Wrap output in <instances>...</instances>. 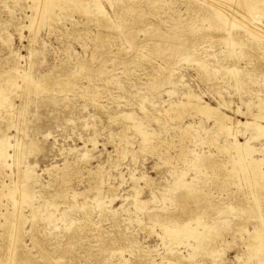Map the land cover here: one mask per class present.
Wrapping results in <instances>:
<instances>
[{
    "label": "rangeland",
    "instance_id": "374dc122",
    "mask_svg": "<svg viewBox=\"0 0 264 264\" xmlns=\"http://www.w3.org/2000/svg\"><path fill=\"white\" fill-rule=\"evenodd\" d=\"M98 1L0 0V264H264V0Z\"/></svg>",
    "mask_w": 264,
    "mask_h": 264
},
{
    "label": "bare ground",
    "instance_id": "6f19581e",
    "mask_svg": "<svg viewBox=\"0 0 264 264\" xmlns=\"http://www.w3.org/2000/svg\"><path fill=\"white\" fill-rule=\"evenodd\" d=\"M94 2H96V6H97V10L99 11V12H101V13H103L104 15L106 14V12L103 10V8H102V6H101V4H100V2L98 1V0H93ZM226 1H230L229 3H231V1H233V0H226ZM243 1V0H242ZM43 2H44V5L45 6H47L48 4H50L51 2H50V0H43ZM41 3H42V1H41ZM41 3H40V5H41ZM216 3H218L217 5L218 6H220L219 4H222V0H217L216 1ZM234 2H232V4H233ZM259 3H261L260 2V0H258V4ZM236 4H239V3H236ZM253 4V3H252ZM39 5V6H40ZM229 5V4H228ZM244 5V4H243ZM254 5V4H253ZM221 6H223V4L221 5ZM41 7V6H40ZM224 7V6H223ZM222 7V8H223ZM231 7V6H230ZM225 9H226V11H228L229 13H230V8H229V10H227L228 8L225 6ZM224 9V10H225ZM235 9V8H234ZM234 9H232V10H234ZM253 9V8H252ZM251 9V10H252ZM254 9H255V7H254ZM39 10H40V8H39ZM255 10H257V9H255ZM258 10H260L259 9V7H258ZM225 11V13H227ZM235 11V10H234ZM240 12V11H239ZM249 12V11H248ZM236 13H238V12H236ZM246 13V12H245ZM243 14V13H242ZM247 14V13H246ZM230 15V14H229ZM241 14L240 13H238V16H240ZM227 16H228V13H227ZM232 16H233V14H232ZM242 16V15H241ZM240 16V17H241ZM235 17H236V15H235ZM234 17V18H235ZM243 17V16H242ZM241 17V18H242ZM237 18V17H236ZM242 22V21H241ZM259 25H258V32L256 31V33H259V32H261V31H264V23L263 22H261V23H258ZM256 26V25H255ZM254 26V29H257V27H255ZM252 27V26H251ZM253 29V28H252ZM255 31H253V32H255ZM25 102V101H24ZM2 105V107H4L8 112H10L11 110H12V107H13V103H12V101L6 96V95H4V93H3V91H2V89H0V106ZM185 104L184 103H178V104H176V105H174L172 108L173 109H176V108H178V107H180V106H184ZM196 107H197V112L199 113H201V114H203V115H206V116H209V117H214L215 118V121H214V124H215V126H216V128H219V129H225L226 131H228L227 133H230V134H232V129L233 128H235V127H237V125L238 124H240L241 123V121L240 120H237V121H235V120H233L230 116H228L226 113H223V112H221V111H219L217 108H213V107H211L210 105H196ZM184 108V107H183ZM182 108V109H183ZM177 110H179V109H177ZM178 112V111H177ZM255 117H257L258 118V116H260V118H262L263 116H264V114L263 113H261L260 115L258 114L257 116L256 115H254ZM262 116V117H261ZM261 120V119H260ZM246 123V121L245 122H243L242 124H245ZM264 128V127H263ZM262 128V129H263ZM183 134H185V135H189V136H192L193 135V131H192V129H191V127L190 126H186L185 128H184V130H183ZM234 136H235V142H234V146L233 147H231L230 149H232V148H234V152H230L231 150L228 148V147H223V149H225L226 151H228V152H230L231 153V155H230V158L232 159V161H233V163H239L240 164V170L241 171H243V176L246 178V179H248V181L250 182V183H254V182H256V183H259L260 182V180L261 179H264V169L262 168V164L264 163L263 162V160H256V158H253L252 157V151H249V150H254V148H250V149H248V151H246V150H243V148H242V145L240 144V143H238L237 142V140H236V134L234 133ZM7 137V136H6ZM6 137H4L2 140H1V143H2V149H1V151H0V156L2 157V158H4V162H5V165L6 166H9V167H11L12 165H13V163H10L8 160L9 159H14L16 156V158H17V163L18 162H20L21 163V159L23 158V156L21 157V155L19 154H11L9 151H8V147H16V145L17 146H19V148H20V146H24V144L22 143V145H21V141H19V140H17V142H16V144L15 145H13V143L11 144V142H8V139L6 140ZM144 137H146V136H144ZM19 139H21V138H19ZM22 149V148H21ZM21 151V150H20ZM189 152H192V150H188V151H182L181 153H180V155H181V158L184 160L185 159V157L187 156V154L189 153ZM17 153H18V151H17ZM15 162V161H14ZM28 170V169H27ZM30 170H28L27 172H26V174H25V178H28L29 176H30V172H29ZM15 190L17 191V192H19V193H21L22 195H28V193H30V192H28L24 187H22L21 185H17L16 187H15ZM254 193V192H253ZM20 195V194H19ZM16 206H17V204H16ZM18 211H16V213H17ZM15 213V214H16ZM15 219H17V215H16V218ZM17 224H18V222L16 221H14L13 222V228H14V230H13V232H12V238L13 239H15L16 237H17ZM186 230L187 231H189V232H186V233H184V232H182V230L179 228V227H175L174 229H167L166 231H165V234H164V237L165 238H169L172 242H175V243H179V236H184V235H187L188 237H195V238H198V233H197V231L195 230V229H193V228H191V226H189V225H186ZM14 231H16L15 233H14ZM182 233V234H181ZM248 236H249V238L250 239H252V241L253 240H255V239H260L262 242H264V229L262 230V228L261 227H259V226H256L254 229H253V231L252 232H250V233H248ZM198 245H199V247H203L204 245H203V242L202 241H200L199 240V242H198ZM255 248L256 249H258V250H261L262 252H264V243H262V244H258V245H255ZM214 251V250H213ZM215 252V251H214ZM215 254V253H214ZM243 264H249V259H247V260H245L244 262H243Z\"/></svg>",
    "mask_w": 264,
    "mask_h": 264
}]
</instances>
